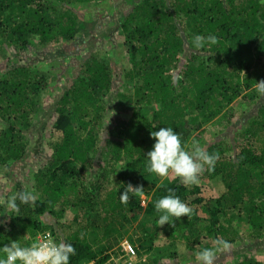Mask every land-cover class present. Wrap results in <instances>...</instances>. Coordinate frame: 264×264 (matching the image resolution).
I'll return each instance as SVG.
<instances>
[{
  "label": "trees",
  "instance_id": "16d2710c",
  "mask_svg": "<svg viewBox=\"0 0 264 264\" xmlns=\"http://www.w3.org/2000/svg\"><path fill=\"white\" fill-rule=\"evenodd\" d=\"M132 2L118 22L127 56V63H121L126 92L116 95L120 108L109 110L113 77L103 55L87 51L71 82L62 86L55 85L50 71L22 65L20 57L79 39L86 43L95 23L81 21L70 5L102 6V0H0V64H5L0 73V167L10 169L25 159L30 130L45 114L49 96L55 114L48 130L51 156L33 175L37 200L21 205L15 217L0 209V247L10 240L27 246L44 232L56 237L55 228L41 218L61 216L64 210L56 206L70 203L78 211L73 232L63 239L76 248L70 264L104 262L106 250L94 249L98 234L118 242L127 233L124 228L134 223L141 236L128 241L137 253L156 251L150 264H161L170 247L175 249L170 257H177L180 248L181 257L194 264L195 254L213 247L217 237L229 241V247L239 244L231 264H264L249 257L264 256V97L255 91L256 82L264 80V0ZM197 34H215L218 43L194 49ZM242 98L258 106L247 124L232 132V119L237 120L232 105ZM213 123H223L216 133L220 140L205 150L218 152L219 159L215 170L205 169L203 176L218 182L220 196L205 201L197 196L200 187L146 171L154 143L150 131L173 127L190 146L193 134ZM112 173L114 185L109 182ZM129 183L142 187L143 195H130L121 204L119 195ZM168 189L201 213L192 209L189 217L158 226L154 202ZM19 190L26 189L16 185L13 192ZM240 227L247 237L240 236ZM164 231L169 248L154 247ZM225 255L226 250L217 251L213 264H221Z\"/></svg>",
  "mask_w": 264,
  "mask_h": 264
},
{
  "label": "rangeland",
  "instance_id": "374dc122",
  "mask_svg": "<svg viewBox=\"0 0 264 264\" xmlns=\"http://www.w3.org/2000/svg\"><path fill=\"white\" fill-rule=\"evenodd\" d=\"M101 2V0H96ZM102 6L96 5H86L80 3H74L71 6V9L74 10L75 14L81 21L85 22H94L95 30L93 31L91 38L84 43L79 39L74 43L59 46L58 49L53 50H40L34 49L28 53L21 55L22 65H27L34 68L43 67L45 70H48L52 74V81L56 86H62L64 84H68L71 82V78L73 77V73L78 69L81 64L82 56H84L87 51L89 52H97L99 55H103L104 59L110 65L111 74L113 77V86L112 90L107 96L108 107L109 110H118L120 107V100L117 99L116 95L125 90L122 88V84L125 81L123 78L124 71L123 67H121V63H127V56L124 52V48L122 47V42L118 37V22L123 18V15H126L132 7V0H102ZM94 39V40H93ZM58 50V51H57ZM13 54V53H12ZM100 57V56H99ZM121 61V62H120ZM5 66V64H0V73L3 72L1 69ZM126 92V91H125ZM44 108L45 114L43 117L36 122L35 126L30 130L29 133V144L28 151L25 159L15 164L12 168L7 169L5 171L4 168L0 167V198L7 197L10 195L16 185H20L22 188L26 190H32L34 184L33 175L47 162V160L51 156V150L49 148V143L52 140H49L48 130L51 128V123L55 118V114L53 112V98L51 96L45 98L44 100ZM258 104L251 106L247 103L245 99L237 100L234 105H232V113L236 119H232L234 122V127L232 132L237 129H241L243 126L247 124V117L249 115L254 114ZM235 120V121H234ZM223 123L221 126L218 123H213L204 127L203 131L193 134V138H196L200 141V145L206 149L205 147L216 143L219 141V137H217L216 133L218 130H222ZM231 129H227L230 131ZM230 138L229 135H227ZM119 169V165L115 166V170ZM109 173H111L109 171ZM110 185L115 184L114 174H110ZM174 175H170L166 179L172 181L175 179ZM189 186V185H187ZM195 186L200 187L201 191L200 196L204 198V200H208L211 198H217L222 194V189L219 187L218 182H209L207 178L203 176V174L199 178V183ZM195 197V196H194ZM205 203V202H204ZM63 208V214L61 216L53 215L45 218H41V221L45 223L46 226H53L55 228L56 238L59 240L65 239L69 233L73 232L74 224L72 223L74 217L78 215V211L76 208H73L70 203L66 205H57L56 210ZM199 210L200 208L196 205L194 208ZM100 214L101 209L97 210ZM86 219V215H82ZM127 230L125 236L116 242L113 238L105 240L101 239L102 236L98 234V241H95L94 249L104 248L106 254H114L119 251V246L122 241L129 240V236L133 238L141 236V232L137 228V223H134L132 226H126L124 228ZM240 236L247 237V230L244 227L239 228ZM123 231H121L122 233ZM167 231L159 232L158 240L153 244L154 247L169 248V243L166 240ZM90 237L93 239L96 235L92 234ZM89 237V238H90ZM97 240V239H95ZM129 242V241H128ZM130 243V242H129ZM131 244V243H130ZM183 246L184 244L181 243ZM179 244V245H181ZM240 245L244 247L241 243ZM239 244L237 245V247ZM134 247V246H133ZM136 245L134 247L136 251ZM237 247H229L228 249H224L227 252L226 260L221 262V264H231L235 262L236 254L235 253L238 248ZM264 248V244L260 245V248ZM138 250V248H137ZM172 250V251H170ZM175 249L170 247L167 249V253L161 257V264H188V258L186 255L181 257L182 249H176L177 257H170L169 254L174 252ZM169 251V252H168ZM105 252L102 256L105 255ZM156 251L150 252H136V264H150L154 258H156ZM246 253L247 252H243ZM160 257V256H159ZM249 257L251 258H259L264 260V256L258 257L255 256V253H250ZM99 259V258H98ZM97 259V260H98ZM192 263V261H190Z\"/></svg>",
  "mask_w": 264,
  "mask_h": 264
},
{
  "label": "clouds",
  "instance_id": "9594fccd",
  "mask_svg": "<svg viewBox=\"0 0 264 264\" xmlns=\"http://www.w3.org/2000/svg\"><path fill=\"white\" fill-rule=\"evenodd\" d=\"M191 43L197 50L210 48L217 45L218 37L215 34L206 36L197 34ZM255 91L259 96L264 97V80L256 82ZM110 112L113 113L111 116L115 114L114 111ZM152 127H155V124ZM150 138L154 143L146 156L145 167L148 173L161 178L174 175L184 185H196L205 169L209 173L215 170L219 153H209L196 138L192 139L190 146H185L180 134L170 126L150 131ZM167 191V195L154 202V209L158 214V226L170 224L173 218L178 220L182 216L189 217L192 213V209L172 189ZM143 192L142 187H134L129 183L119 195V201L121 204H127L130 195L142 196ZM36 200L37 194L32 190L14 191L7 197L0 198V209L3 210V214L15 217L19 215L21 205H34ZM80 235L83 237L84 234ZM212 244L213 247L202 248L195 254L194 264H213L215 253L230 246L229 241L219 237L215 238ZM75 255L76 248L71 242L57 241L50 236L37 239L27 246L22 245L18 240H10L8 244L0 247V264H70V258Z\"/></svg>",
  "mask_w": 264,
  "mask_h": 264
},
{
  "label": "built area",
  "instance_id": "2783aa9c",
  "mask_svg": "<svg viewBox=\"0 0 264 264\" xmlns=\"http://www.w3.org/2000/svg\"><path fill=\"white\" fill-rule=\"evenodd\" d=\"M142 205H144V202H142ZM45 236H50L55 239L51 233L44 232L38 234L35 237V240L42 239ZM119 248V251L116 252L115 255L109 253V258L102 263H97V261H88L82 264H136V251L128 241H122Z\"/></svg>",
  "mask_w": 264,
  "mask_h": 264
}]
</instances>
